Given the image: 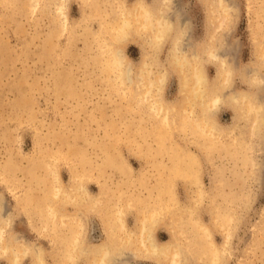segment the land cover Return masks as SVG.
Returning <instances> with one entry per match:
<instances>
[{
	"label": "rangeland",
	"instance_id": "374dc122",
	"mask_svg": "<svg viewBox=\"0 0 264 264\" xmlns=\"http://www.w3.org/2000/svg\"><path fill=\"white\" fill-rule=\"evenodd\" d=\"M135 1L0 0V194L12 213L6 225L9 234L6 238L19 235L38 242L45 250L47 264H58L55 263L58 258L50 252L54 247L52 241L39 231L42 230L39 219L48 195L45 188L52 178L50 165L57 170L63 185L70 186L73 177H84L90 191L96 192L102 184L116 188L122 182L112 161L123 159L133 168L134 179L119 186L138 198L136 205L147 199L151 204L158 195L155 184L165 176L158 172V165L168 163V156L163 149L159 150L156 141L165 128H160L156 116L145 112L144 103L135 101L130 93L131 84L121 83L114 71L106 67L105 52L100 46L120 45L125 64L134 63L135 68L144 50H148L169 73L163 85L164 98H177V72L167 61L170 36L156 51L145 41L147 33L135 30L120 44L111 36L110 27L116 15ZM61 3L64 13L58 8ZM225 4L228 10L220 16L223 21L218 16L217 0H165L164 12L167 17H187L189 33L182 40L187 54L200 55L204 43L210 39L226 48L225 60L236 70L232 73V83L223 85L221 91L250 88L257 100L262 97L264 101V87L259 91L249 85L253 83L250 67L258 62L257 39L264 34V0H226ZM211 9L216 10L212 13ZM201 57L203 71L211 84L216 76V63L205 60L202 54ZM234 113L231 106L224 104L213 116L227 127L234 121ZM263 121L257 134L251 136L244 116L237 120L232 133L240 145L228 135L214 144L205 137H192L184 128H172L169 134L164 132L166 137H163L171 138L177 148H185L196 156L195 177L204 197H196L197 186L192 176H177L172 189L177 207L172 203L171 211L158 225L156 234L160 240L169 239L172 229L169 223L176 226L175 230L181 224L190 233L189 224L182 220L186 219L185 205L193 204V217L207 224L216 246L222 247L225 234L229 236L220 264H264ZM141 177L145 184L139 183ZM28 187L35 188L33 196L28 194ZM68 209L73 210V205H68ZM91 215L95 223L91 224L90 232L94 236L104 233L100 215ZM134 218V212L130 211L126 217L129 226L134 224ZM196 244L193 242L195 248L198 246V259L192 258L189 264H209V252L208 256L207 251L202 253V247ZM131 261L159 264L153 258ZM6 263L7 259L0 257V264ZM28 263L27 257L22 259L21 264Z\"/></svg>",
	"mask_w": 264,
	"mask_h": 264
},
{
	"label": "bare ground",
	"instance_id": "6f19581e",
	"mask_svg": "<svg viewBox=\"0 0 264 264\" xmlns=\"http://www.w3.org/2000/svg\"><path fill=\"white\" fill-rule=\"evenodd\" d=\"M225 1L217 0L216 9L221 21L223 20L220 16H224L228 10ZM164 3L165 0H153L151 3L136 0L130 7L121 9L110 28H112L111 36L119 40L118 44L127 40L135 30L138 33H147L145 41L154 51L163 44L168 36L171 37L167 61L178 76V96L175 100L164 98L163 85L169 73L158 60L152 57L148 50H144L143 58L135 68L134 63L127 62L125 64V57L120 45L112 46L109 43L100 45L103 49L101 50L105 52L103 55L106 67L110 71H114L115 77L121 83L128 81L131 84L130 93L135 101L138 104L144 103L142 105H144L145 112L156 116L160 128H165L156 137L159 150L163 149L169 160L168 163L158 165V172L165 174L164 178L159 175L161 178L155 184L156 189L154 190H157L158 195L154 194L155 199L150 202L151 204L147 202L149 200L147 199V201H141V205H136L135 201L138 198L133 197V194L129 193L130 190L125 191L119 186L122 182H130L134 179L133 168L123 159H118L117 162L112 161L113 168L119 171L122 182L118 183L116 188L109 187V185L104 186L105 184L101 183L99 191L96 192L90 191L84 182V177H73L70 186L63 185L55 167L51 165L50 167L48 164L49 175L52 178L49 179L45 188L48 195L45 208L39 219L42 226V230L39 231L48 236L50 242L52 241L54 247L50 252H54L58 258L55 263L75 264L81 260L82 264H132V258L136 260L138 258H153L159 264H189L196 257L198 259L196 256L198 246L195 248L193 245V242H196V245L202 247L200 249L202 253L207 251V256L210 254L209 264H220L225 244L228 242V235L225 234L222 247L216 246L210 238L211 230L207 224L193 217V204L185 205L186 219L182 220L189 224L190 233L187 231V234L186 228L184 230L181 224L177 225L179 229L175 230L176 226L169 223L168 225L172 227L169 239L160 240L157 237L158 225L164 222V215L169 210L171 211L169 207L172 203L177 207L176 194L172 190L173 182L175 183L174 180L177 176H192V182L197 186L196 197H204L203 188L200 187L198 178L195 177L196 156L185 148H177L170 141L171 138L169 140L163 136L166 137L172 128H184L190 132L192 137H205L213 143L222 141L224 135L237 139L232 131L237 120L243 116L248 121L250 135H256L264 120V101L261 100L262 97L257 100L254 91H249L250 88L248 90L230 88L227 92L221 91L223 85L232 83V73H235L236 67L227 64L225 60L228 54L226 48L215 44L214 39L204 43L201 52L205 60L216 63V76L211 84H208L203 71L201 54L196 52L187 54L186 46L182 44V40L189 33L187 17L185 15L167 17L164 12ZM58 8L64 13V3H61ZM216 9H211L210 12L213 13ZM175 10H173L174 13H177L178 9ZM257 40L256 58L258 62L254 64V67H250L249 73L252 74L249 75L253 83H249V85L256 86L260 91L264 87V48H261L264 45V34H261ZM259 48H261L260 51ZM124 67L125 69H123ZM155 67L157 68L155 69ZM224 104L231 106L235 111L234 121L227 127L217 122L213 116L219 106ZM238 140L236 141L238 142ZM238 145H240L239 142ZM7 160L9 163V159ZM36 161L35 163H37ZM30 162L33 164V161ZM8 163L6 162V164ZM29 168L32 169L33 166L29 165ZM28 171L26 170L27 173H29ZM147 172L149 171L147 170ZM188 181L191 183L190 179ZM144 182L143 177L139 178L140 184H145ZM128 188L125 189L128 190ZM34 189V187L27 188L30 196H33ZM127 192L128 195L125 196L124 194ZM150 196L152 197V194ZM70 204L73 205V210L68 209ZM130 211L134 212L135 217L132 226H129L126 219ZM92 213H98L103 224L104 233H100L98 236H94L90 232L92 229L90 226L94 221L91 220ZM11 214L10 208L6 206L0 194V257L7 259L6 264H21L25 257L29 259L28 264H47L45 250L38 242L13 234H11L13 239L6 238L9 235L6 234L8 231L6 225ZM173 221L175 223L176 220Z\"/></svg>",
	"mask_w": 264,
	"mask_h": 264
},
{
	"label": "crops",
	"instance_id": "0c3cea01",
	"mask_svg": "<svg viewBox=\"0 0 264 264\" xmlns=\"http://www.w3.org/2000/svg\"><path fill=\"white\" fill-rule=\"evenodd\" d=\"M93 223H95V221H93ZM92 228V227H91Z\"/></svg>",
	"mask_w": 264,
	"mask_h": 264
}]
</instances>
